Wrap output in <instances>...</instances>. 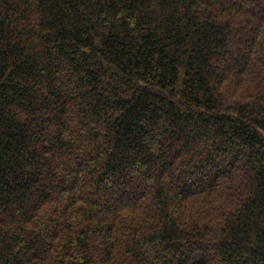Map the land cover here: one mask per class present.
Listing matches in <instances>:
<instances>
[{"label": "trees", "instance_id": "trees-1", "mask_svg": "<svg viewBox=\"0 0 264 264\" xmlns=\"http://www.w3.org/2000/svg\"><path fill=\"white\" fill-rule=\"evenodd\" d=\"M0 264H264V0H0Z\"/></svg>", "mask_w": 264, "mask_h": 264}, {"label": "rangeland", "instance_id": "rangeland-1", "mask_svg": "<svg viewBox=\"0 0 264 264\" xmlns=\"http://www.w3.org/2000/svg\"><path fill=\"white\" fill-rule=\"evenodd\" d=\"M147 182H148V181H147ZM130 190H131V192L135 193L134 188H131ZM132 190H133V191H132Z\"/></svg>", "mask_w": 264, "mask_h": 264}]
</instances>
